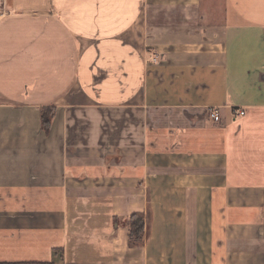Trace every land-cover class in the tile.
Returning <instances> with one entry per match:
<instances>
[{
    "label": "crops",
    "instance_id": "crops-1",
    "mask_svg": "<svg viewBox=\"0 0 264 264\" xmlns=\"http://www.w3.org/2000/svg\"><path fill=\"white\" fill-rule=\"evenodd\" d=\"M0 15V264H264V0Z\"/></svg>",
    "mask_w": 264,
    "mask_h": 264
},
{
    "label": "trees",
    "instance_id": "trees-1",
    "mask_svg": "<svg viewBox=\"0 0 264 264\" xmlns=\"http://www.w3.org/2000/svg\"><path fill=\"white\" fill-rule=\"evenodd\" d=\"M44 125L48 123L46 114L42 115ZM128 225V239L131 244H139L142 241L144 230V216L142 213H133L127 220Z\"/></svg>",
    "mask_w": 264,
    "mask_h": 264
},
{
    "label": "built area",
    "instance_id": "built-area-1",
    "mask_svg": "<svg viewBox=\"0 0 264 264\" xmlns=\"http://www.w3.org/2000/svg\"><path fill=\"white\" fill-rule=\"evenodd\" d=\"M0 19H1V15H0ZM149 60L151 62H157L158 58H157V56H152ZM207 111H208V116L212 121H214V122L219 121L220 116H219V111L217 108L210 107L207 109ZM233 112L237 115H240L243 113V111L241 109H235V110H233Z\"/></svg>",
    "mask_w": 264,
    "mask_h": 264
}]
</instances>
